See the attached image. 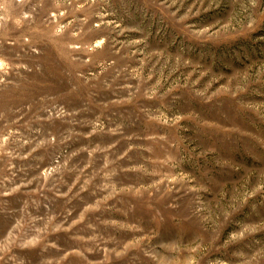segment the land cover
<instances>
[{
    "label": "rangeland",
    "instance_id": "1",
    "mask_svg": "<svg viewBox=\"0 0 264 264\" xmlns=\"http://www.w3.org/2000/svg\"><path fill=\"white\" fill-rule=\"evenodd\" d=\"M0 264H264V0H0Z\"/></svg>",
    "mask_w": 264,
    "mask_h": 264
}]
</instances>
